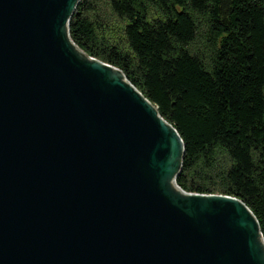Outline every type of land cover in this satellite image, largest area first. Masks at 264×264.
Segmentation results:
<instances>
[{"label":"water","instance_id":"95a60500","mask_svg":"<svg viewBox=\"0 0 264 264\" xmlns=\"http://www.w3.org/2000/svg\"><path fill=\"white\" fill-rule=\"evenodd\" d=\"M79 1L0 0V264H264L250 209L177 186L176 130L70 40Z\"/></svg>","mask_w":264,"mask_h":264},{"label":"trees","instance_id":"16d2710c","mask_svg":"<svg viewBox=\"0 0 264 264\" xmlns=\"http://www.w3.org/2000/svg\"><path fill=\"white\" fill-rule=\"evenodd\" d=\"M98 1H79L70 40L120 69L176 130L175 184L241 200L264 243V0H106L123 44L108 36ZM200 33L207 52L195 47Z\"/></svg>","mask_w":264,"mask_h":264},{"label":"rangeland","instance_id":"374dc122","mask_svg":"<svg viewBox=\"0 0 264 264\" xmlns=\"http://www.w3.org/2000/svg\"><path fill=\"white\" fill-rule=\"evenodd\" d=\"M97 12H99L101 21H103L104 23L106 22L105 24L107 25L108 36L110 38L113 37L119 44H123L124 38H123L122 30L120 29L121 26L123 25V22L112 13L106 0H99L97 2ZM204 28L205 27L202 26L200 30L203 36L205 34L204 31L202 32ZM201 33L198 38V41L195 43V47H197V49H200L204 52H207L208 47L207 44L204 42V39H202Z\"/></svg>","mask_w":264,"mask_h":264}]
</instances>
